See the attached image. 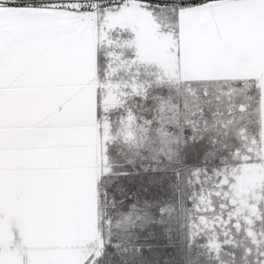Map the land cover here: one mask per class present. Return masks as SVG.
Returning a JSON list of instances; mask_svg holds the SVG:
<instances>
[{
    "label": "snow or ice",
    "instance_id": "1",
    "mask_svg": "<svg viewBox=\"0 0 264 264\" xmlns=\"http://www.w3.org/2000/svg\"><path fill=\"white\" fill-rule=\"evenodd\" d=\"M0 264H264V0H0Z\"/></svg>",
    "mask_w": 264,
    "mask_h": 264
}]
</instances>
